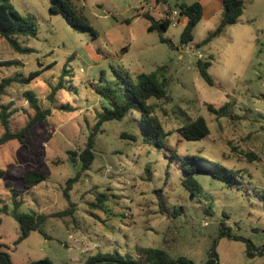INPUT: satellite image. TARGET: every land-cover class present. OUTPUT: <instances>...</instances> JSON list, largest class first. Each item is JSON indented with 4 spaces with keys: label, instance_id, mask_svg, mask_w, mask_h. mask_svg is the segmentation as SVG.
<instances>
[{
    "label": "rangeland",
    "instance_id": "1",
    "mask_svg": "<svg viewBox=\"0 0 264 264\" xmlns=\"http://www.w3.org/2000/svg\"><path fill=\"white\" fill-rule=\"evenodd\" d=\"M69 1L83 11L95 36L53 13L51 0H11L20 15L35 18L37 37L20 40L30 53L15 52L0 36V63H17L0 67V81L40 71L28 84L12 83L0 98V113L1 106L13 104L11 128H23L34 114L26 92L54 108L24 145L11 141L0 147V243L12 263L85 264L96 255L152 261L150 252L159 250L174 260L206 264L215 250L219 264H264V257L247 256L248 244L253 249L264 243V0H246L236 24L208 44L203 42L219 26L223 7L204 16L188 45L181 43L186 18L167 31H149L151 19L159 20L150 0ZM199 1L161 4L180 10ZM199 61L210 64L212 85L201 76ZM159 69L167 97L149 103L167 136L136 111L107 121L96 139L95 160L82 172L69 152L85 149L90 127L113 110L111 101H126L128 84ZM53 89L54 101L49 99ZM199 117L210 135L183 139L179 130ZM3 132L0 121V136ZM187 155L231 170L233 185L196 174L192 178L200 189L192 195L181 184L185 174L179 160ZM32 172L46 174L47 180L29 186L24 180ZM79 173L70 191L72 207L64 190ZM14 198L21 202L20 213L74 210L49 217L43 233L31 232L17 244L21 230L11 215Z\"/></svg>",
    "mask_w": 264,
    "mask_h": 264
},
{
    "label": "trees",
    "instance_id": "2",
    "mask_svg": "<svg viewBox=\"0 0 264 264\" xmlns=\"http://www.w3.org/2000/svg\"><path fill=\"white\" fill-rule=\"evenodd\" d=\"M59 0H51V11L53 13H60L66 21L77 31L81 32H91L95 36V32L91 26L88 25L87 19L83 14V11L76 8L70 3L69 0H63L64 4H59ZM164 1V0H160ZM246 0H222L223 14L219 26L215 31L211 32L208 37L204 40V44H208L212 39L221 35L225 29L236 24L238 19L242 16L244 10V3ZM181 13L187 20V24L181 34V43L183 45H188L194 40V30L200 21L203 19L204 10L200 2H194L191 5L183 4L181 5ZM150 17V16H149ZM151 25L149 26V31L158 29L160 31H167L170 25L166 22H161L159 20L151 19ZM38 35V28L35 22V18L32 16H22L16 10L13 9L11 5V0H0V36L4 38L11 48L17 53H30V49L24 48L20 40L24 37L36 38ZM17 65L13 62H3L0 63L2 66ZM209 63H204L199 61L198 68L200 70L201 76L209 83L213 84V80L208 73ZM163 69H159L151 74H141L138 76L136 82L130 83L125 87L126 101L123 104H118L115 101H111L113 106L112 111H107L102 114L97 123L90 127L89 136L85 149L82 151H70L71 160L74 163H80L81 171L85 172L90 169L94 160L95 152L94 147L96 144V139L99 133L103 132L102 126L107 121L113 120H123L131 111L139 112L142 117L147 116L151 118L154 122L157 133L159 132L162 138H165L167 134L164 132L162 125L159 123L156 116L153 115L155 109L150 105L149 101L151 99H164L167 97L166 90V80H161L160 73ZM40 75V71L31 72L29 78L27 79H15L7 78L0 81V98L5 95L8 87L12 83L21 80V83L28 84L29 81H33L37 76ZM22 77V76H20ZM19 82V81H18ZM57 89H53L49 99L55 100V95ZM26 99L34 111V114L29 118L27 124L17 130H13L10 126V117L15 113L13 104L10 103L6 106H1L0 121L4 129L3 134L0 136V147L6 145L11 141H18L20 144L24 145L27 136L30 135L32 129L40 124L41 122H48L53 116L54 108L43 107L38 98L31 92H26ZM61 110H66L65 107H61ZM210 111H215L211 106H209ZM17 112V111H16ZM145 121L142 119L141 123L143 125V130L141 133L145 135L147 130ZM179 134L183 139L187 141H201L210 135V128L206 120L202 117L190 121L183 125L179 130ZM179 165L183 170L185 177L181 180L182 186L192 195H196L199 191L198 183L192 178L196 174H206L210 177L223 181L227 186L231 187L233 185L232 178L236 175L226 168H216L207 164L201 163L197 156L187 155L181 158ZM81 173L77 177L71 178L67 181V187L64 190V196L71 206L75 207V204L71 202L70 191L72 190L73 184L77 182L80 178ZM47 180L46 174L42 172H32L24 180L29 186H38ZM14 208L11 211V215L19 223L21 235L17 240V244L21 243L29 237L31 232L39 231L43 233L42 227L49 217H60L72 215V210H66L64 213L58 214H36V213H20L19 208L21 207V202L14 198ZM183 208H181L182 210ZM226 235V232H223ZM229 238L238 240L240 238L233 237L230 234L227 235ZM4 245L0 243V264H13L10 255L3 250ZM152 254V261L146 260L144 256H140L136 261H124L121 259H116L109 255H96L91 256L86 261L85 264H192L189 260L185 258L171 259L166 253L155 250ZM259 255L264 257V243L260 248H253L248 244V257H255ZM30 264H52L48 259L42 261H34ZM206 264H219L216 251L210 253V258Z\"/></svg>",
    "mask_w": 264,
    "mask_h": 264
},
{
    "label": "built area",
    "instance_id": "3",
    "mask_svg": "<svg viewBox=\"0 0 264 264\" xmlns=\"http://www.w3.org/2000/svg\"><path fill=\"white\" fill-rule=\"evenodd\" d=\"M151 3H156L155 7H153V10L156 11L159 15V21L166 22L173 27H177L178 25L182 24V19L184 18L181 10H174L164 7L162 4L165 5L160 0H150ZM162 3V4H161Z\"/></svg>",
    "mask_w": 264,
    "mask_h": 264
},
{
    "label": "crops",
    "instance_id": "4",
    "mask_svg": "<svg viewBox=\"0 0 264 264\" xmlns=\"http://www.w3.org/2000/svg\"><path fill=\"white\" fill-rule=\"evenodd\" d=\"M200 4L204 10V16L208 15L209 17L214 15L223 7L222 0H202Z\"/></svg>",
    "mask_w": 264,
    "mask_h": 264
}]
</instances>
